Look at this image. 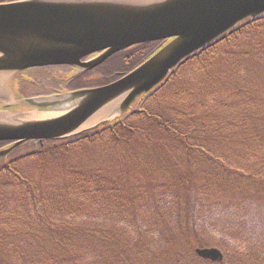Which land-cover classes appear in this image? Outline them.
Here are the masks:
<instances>
[{
	"label": "trees",
	"instance_id": "1",
	"mask_svg": "<svg viewBox=\"0 0 264 264\" xmlns=\"http://www.w3.org/2000/svg\"><path fill=\"white\" fill-rule=\"evenodd\" d=\"M159 45L119 53L101 66L109 77L77 75L68 89L109 84ZM1 160L0 227L12 233L0 242L33 225L47 234L0 264H213L203 247L223 264H264V16L186 59L127 117Z\"/></svg>",
	"mask_w": 264,
	"mask_h": 264
},
{
	"label": "water",
	"instance_id": "2",
	"mask_svg": "<svg viewBox=\"0 0 264 264\" xmlns=\"http://www.w3.org/2000/svg\"><path fill=\"white\" fill-rule=\"evenodd\" d=\"M262 16L264 0L1 3L0 76L49 66H69L84 73L134 46L167 43L111 84L23 99L19 105L32 109L23 113L28 116L0 119V142H14L0 150V158L27 143L68 139L114 123L160 87L186 59L242 23ZM196 254L211 262L224 258L217 248H198Z\"/></svg>",
	"mask_w": 264,
	"mask_h": 264
},
{
	"label": "rangeland",
	"instance_id": "3",
	"mask_svg": "<svg viewBox=\"0 0 264 264\" xmlns=\"http://www.w3.org/2000/svg\"><path fill=\"white\" fill-rule=\"evenodd\" d=\"M110 64L114 65V69L116 73H120V70L123 66L122 63L118 62V61H113L110 62ZM102 70L98 69L97 73L100 76H106L109 77L110 76V68L108 65H105L103 67H101ZM66 71L59 69L56 70L54 73H48L46 71H41V70H37V71H32V72H28V77L31 76L32 79H36V82H38L39 84H41L42 81H44V83L42 84V86H38V87H31V91L27 92V89L24 87L23 88V93L24 94H41V93H46L49 90L53 89L54 87H58V85L56 83L52 84V77L53 75L58 76L59 79L58 81L61 82V87L64 88L67 85L66 82V78L64 77V73ZM15 74L12 75H8L2 78V80L4 81H0V109L3 110L0 114V118H7V117H14V116H18V117H22V116H28V114H23V111L29 110L31 111L32 109L29 107H24V106H20V102L19 101V96H20V92L18 90V85L20 84L19 82L15 81ZM4 78H6L4 80ZM61 80V81H60ZM91 84H96L102 81V79L100 77H97L96 74H93V76L90 78ZM29 85H33L32 82L29 83ZM46 85V86H45ZM16 86V87H15ZM21 94L23 96H28V95H24ZM17 103V104H16ZM9 104L13 105L12 108L10 107L9 110H6V106H8ZM22 111V112H19ZM11 111V112H10ZM35 113V112H34ZM33 113V114H34ZM38 114V113H36ZM41 119V118H40ZM39 148L35 146H27L24 148H21L20 150L16 151L15 153H13L9 159H4L5 161H12L15 160L19 157H22L24 155L30 154V153H35V151H38ZM35 150V151H34ZM0 160V166L3 164V161ZM51 184V182H49V185ZM51 186V185H50ZM50 188V187H49ZM52 189L50 188V192L52 195ZM8 211L3 212V214H6ZM18 218H20V215L17 216ZM16 217V218H17ZM35 227V225H33ZM33 226H29V227H23L21 225H15V228H20L19 230L15 231L16 234V238L12 237L10 239L4 240L0 242V253H9V254H14L16 255V252H20L21 250H25L26 253L28 252H33V249H37L38 250V243L37 241H39L40 243L41 238L47 234L44 232H40V234L36 233L35 229ZM13 228V226H11ZM2 229L4 231H6L7 233H12V231L7 230L10 229L7 226H2L0 227V239L2 238L3 232ZM29 229V230H28ZM36 241V244H35ZM238 247V246H236ZM242 250V249H240ZM246 250V249H245ZM243 249V251H245ZM39 253V252H38ZM248 255V254H247ZM15 259L17 262V257L15 256Z\"/></svg>",
	"mask_w": 264,
	"mask_h": 264
},
{
	"label": "bare ground",
	"instance_id": "4",
	"mask_svg": "<svg viewBox=\"0 0 264 264\" xmlns=\"http://www.w3.org/2000/svg\"><path fill=\"white\" fill-rule=\"evenodd\" d=\"M3 77H5V76H0V81H1V82L3 81V80H2ZM5 79H6V78H4V80H5ZM3 82H4V81H3ZM51 115H53V113H52V114H51V113H48L46 116H51ZM54 115H55V114H54ZM43 116H44V115H43ZM32 117H33V118H31V119H35L36 116L33 115ZM10 118H15V117H10ZM0 119H7V118H0ZM99 119H100V118H99ZM99 119H98V120H99ZM98 120H97V121H98ZM89 125H91V124H89ZM89 125H88V126H89Z\"/></svg>",
	"mask_w": 264,
	"mask_h": 264
}]
</instances>
